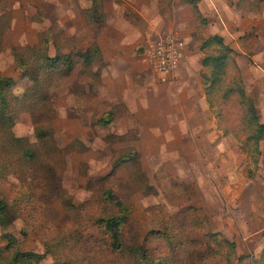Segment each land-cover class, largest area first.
<instances>
[{"label":"rangeland","instance_id":"rangeland-1","mask_svg":"<svg viewBox=\"0 0 264 264\" xmlns=\"http://www.w3.org/2000/svg\"><path fill=\"white\" fill-rule=\"evenodd\" d=\"M170 33L184 46L164 81L149 47ZM216 34L234 52L208 99ZM43 53L76 61L40 72ZM0 75L32 98L11 102L12 131L37 151L0 177V247L12 233L39 264H261L264 140L255 165L243 117L251 100L264 123V0H0ZM116 216L107 249L99 221Z\"/></svg>","mask_w":264,"mask_h":264},{"label":"trees","instance_id":"trees-1","mask_svg":"<svg viewBox=\"0 0 264 264\" xmlns=\"http://www.w3.org/2000/svg\"><path fill=\"white\" fill-rule=\"evenodd\" d=\"M202 48L206 51V55L202 61L203 68L207 71L204 75L202 84L208 99L213 94L215 87L221 81V78L226 74L227 61L233 53V49L228 47L221 35H213L206 39ZM74 54H57L56 56H49L46 53L40 55L38 59V71L40 72H60L66 73L73 68L75 63ZM78 56L85 61H89L90 56L83 53H79ZM20 68L22 75L33 79L31 66L27 59H20ZM62 67V68H60ZM41 77V76H40ZM35 80V79H34ZM37 81V79H36ZM14 80L8 76L0 75V177L7 173L12 165L19 164L20 160L31 162L36 155V149L32 148L29 141L23 137H17L14 135L12 129L16 120V110L12 108L11 102L18 99V104L23 106L34 105L32 98L29 94L24 93L21 98L15 97L11 90L14 85ZM234 89H232L233 91ZM241 98L244 99L242 90ZM245 96V94H244ZM247 108L246 116L243 117L244 123L250 129L249 135L244 143L248 146H252L249 152L254 157V163L257 165L259 158L262 156L260 144L264 140V123L260 122L258 109L255 103L251 100L246 101ZM47 133H43L39 137L46 136ZM43 141V140H42ZM254 172V170H253ZM253 173H251L252 175ZM109 200L114 198L113 194H108ZM11 208L6 199L0 195V226L7 227L11 223V219L8 214ZM103 225L104 230V244L107 249L113 250L121 249L123 246V218L122 216L102 218L99 221ZM4 237L7 240V244L4 247H0V264H39L43 259V254L23 251L20 247V242L12 233H5ZM256 262L264 264V248L261 258ZM56 264H80L79 262H71L67 260H59ZM153 264V263H150ZM162 264V263H159Z\"/></svg>","mask_w":264,"mask_h":264},{"label":"built area","instance_id":"built-area-1","mask_svg":"<svg viewBox=\"0 0 264 264\" xmlns=\"http://www.w3.org/2000/svg\"><path fill=\"white\" fill-rule=\"evenodd\" d=\"M184 41L176 34L163 35L149 47L151 65L166 81L177 70L183 54Z\"/></svg>","mask_w":264,"mask_h":264}]
</instances>
